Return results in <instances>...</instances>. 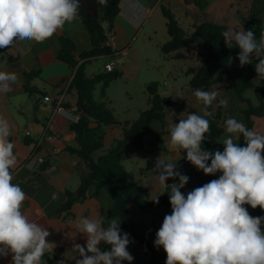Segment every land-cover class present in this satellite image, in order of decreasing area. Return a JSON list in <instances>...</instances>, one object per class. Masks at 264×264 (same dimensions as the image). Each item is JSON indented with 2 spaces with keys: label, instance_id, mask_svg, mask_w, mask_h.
I'll list each match as a JSON object with an SVG mask.
<instances>
[{
  "label": "clouds",
  "instance_id": "obj_1",
  "mask_svg": "<svg viewBox=\"0 0 264 264\" xmlns=\"http://www.w3.org/2000/svg\"><path fill=\"white\" fill-rule=\"evenodd\" d=\"M79 8L80 0H0V49L11 51L17 41L50 39L78 18ZM222 36L226 47L235 44L239 49L240 66L254 64L256 78L264 80V32L257 39L252 29L229 28ZM17 80L16 73L0 71V92L12 91ZM194 95L204 105L203 115L191 112L175 123L169 146L186 152L184 158L205 175H220L185 194L181 189L189 177L178 170L177 162L157 156L152 171L159 184L170 189L171 213L164 216L154 245L166 253L165 264H264V216L254 217L245 207L264 211V135L228 118L223 151L206 150L207 117L213 115L208 108L219 93L197 88ZM226 103L219 100L221 106ZM10 135L9 122L0 116V257L11 255L10 264H46L42 257L53 246L47 239L50 232L22 211L27 197L13 183L17 157ZM233 136H242L243 146ZM169 179L178 183H166ZM153 202L158 204L159 196ZM120 225L118 217H81L77 229L86 243L73 242L79 253L75 264H131V241ZM101 243L108 248L102 249Z\"/></svg>",
  "mask_w": 264,
  "mask_h": 264
},
{
  "label": "crops",
  "instance_id": "obj_2",
  "mask_svg": "<svg viewBox=\"0 0 264 264\" xmlns=\"http://www.w3.org/2000/svg\"><path fill=\"white\" fill-rule=\"evenodd\" d=\"M124 2L125 6L120 9L112 28L116 42V48L113 49L115 59L107 61L105 65L114 63V67L119 65L122 72H127L138 70L143 60L147 58L136 50L135 43L138 40L145 42L147 38L151 40L152 35L156 33L155 24L158 22L166 24L161 5L169 6L176 14L179 25L183 21L188 26L190 33L193 26L200 22L222 24L226 25L228 29L234 30L245 29L244 21L248 16L251 0H231L229 8L221 7L214 11H208L206 3L203 8H199L187 0H124ZM144 9L150 10L147 17L144 15ZM134 17L143 20V23L138 26V23L133 20ZM63 38H68L73 42L76 59L91 50V36L79 17L71 23H66L62 30L42 43L24 40L17 41L11 51L0 49V71L16 73L18 76L17 82L11 85L12 91L0 92V116L9 122L11 135L8 139L14 143V153L17 157V165L13 170V183L19 184L26 193L27 198L22 211L30 220L43 224L50 232L47 239L53 246L42 257L46 264H58L61 260L64 261V264H75L79 253L72 248L73 242L81 245L86 243V238L78 232V220L81 217L99 218L103 212L110 213L112 210L108 194L101 190L95 195H88L83 201L75 203L70 214L60 211L66 202L67 192L77 191L80 186V174L86 170L85 165L67 150L77 145L75 133L70 130L71 121L65 115H54L55 102L45 103L43 99L45 96H50L56 101L58 97H61L64 109L70 111L76 107V94L69 90L75 70L58 59ZM148 61L150 63L149 59ZM105 65L103 69L104 72H107ZM33 70L39 73L32 81V87L37 89L38 93L29 95L24 89V73ZM255 75L256 72L254 77ZM210 91L219 93L218 102L228 95L231 102L234 103L233 105L236 106L235 114L239 116L238 121L244 123L241 111L246 108V105L238 99L230 81L226 80L212 86ZM191 92L194 94L192 89ZM247 98L256 103V100H253L251 96H247ZM132 121L134 120L129 122ZM27 131L30 132L29 136L26 135ZM254 131L264 135V117L255 119ZM226 134L228 133L224 132L223 136ZM48 135H54L56 139L49 140ZM121 138V127L107 128L103 153L112 146L114 141ZM233 139L239 143L235 136ZM218 142H215V147L218 150H223V144ZM33 153L46 159L49 164L46 170H43L42 167L32 170L26 165ZM188 165L189 170L193 171L195 179L189 180L181 189L186 193L196 185V175L203 174L190 163ZM142 175L144 177L140 179L148 188L151 198L161 196L165 188L160 184H149L144 180L146 173L143 172ZM166 183H178V180L175 182L168 180ZM128 212L136 224L137 233L158 252L164 253L162 247L157 248L154 245V240L164 216L170 214V211L161 206L152 214H143L136 205L132 204L128 207ZM262 231H264V227H262ZM128 251L134 257L131 264H136L135 260L137 261L141 255H147L137 246L128 248ZM10 261L11 255L0 257V264H10Z\"/></svg>",
  "mask_w": 264,
  "mask_h": 264
},
{
  "label": "trees",
  "instance_id": "obj_3",
  "mask_svg": "<svg viewBox=\"0 0 264 264\" xmlns=\"http://www.w3.org/2000/svg\"><path fill=\"white\" fill-rule=\"evenodd\" d=\"M121 0H80L78 17L87 28L91 36V50L81 55L78 59L74 56L75 46L68 38L61 39V51L58 59L75 70L74 77L70 83L69 90L76 94V108L79 116L77 121L70 123V130L75 133L76 147H71L68 152L75 155L85 165L86 170L80 174V186L76 192H67L66 202L61 207V212L70 214L72 206L93 196L96 192L104 190L112 203L110 213L103 212L101 217L106 220L118 217L121 221L122 233H128L130 244L141 246L149 255V264H165L166 253L158 252L145 238L140 236L136 230V224L130 218L128 207L136 205L141 213L152 214L161 206L171 211L169 195L165 189L159 196V203L156 204L151 198L150 192L143 182L137 179L133 172L127 170L123 165V159L133 151H140L145 148L144 137L153 130L155 123H158L164 131L166 118L169 109L178 106L185 111V104L180 99L164 97L159 93V84L151 82L146 87L147 93L152 98L151 107L140 112L138 118L132 122H121L105 100L106 90L114 80L121 77V72H101L89 77L87 66L99 58H112L115 53L107 45V31H112L113 23L119 14ZM193 2L197 7L203 8L205 3L202 0H187ZM161 11L166 21L168 40L160 46V51L166 59L176 61L194 62L198 66L190 65L186 76L190 77L189 87L193 93L197 88L210 91L212 86L223 81H230L238 99L246 108L241 111L245 125L254 130L255 119L264 117V80L261 86L255 91L254 103L245 94L255 88L253 81L254 64L240 66L237 59L239 49L233 44L232 48L225 46L222 33L228 30L226 25L213 22H200L195 24L190 33L180 27L176 14L169 6L161 5ZM107 23L108 30L104 28ZM245 30L252 29L259 39L264 32V0H251L248 16L244 21ZM197 49L196 55L190 57L186 54L188 48ZM39 75L36 70L24 73V89L29 95L37 94L38 91L32 87V81ZM102 85L101 99H97L96 89ZM213 115L207 117L210 121V131L206 134L203 147L206 150L215 151V140L221 138L225 132L223 125L224 109L219 105L217 109L213 104L208 108ZM121 127L122 138L114 141L112 146L104 153L99 152L104 148L106 128ZM243 146V137L239 139ZM223 151V150H220ZM49 167L47 162L42 166L43 170ZM216 175L197 174V183L191 190L203 184L217 179ZM187 194L186 192H184ZM252 216H264V211L259 207L252 209L245 205ZM105 226L106 223H105ZM102 249L108 246L101 243ZM122 264H128L127 261Z\"/></svg>",
  "mask_w": 264,
  "mask_h": 264
},
{
  "label": "rangeland",
  "instance_id": "obj_4",
  "mask_svg": "<svg viewBox=\"0 0 264 264\" xmlns=\"http://www.w3.org/2000/svg\"><path fill=\"white\" fill-rule=\"evenodd\" d=\"M203 3L208 5V11H214L218 8H229L231 0H202ZM164 19V18H163ZM180 26L189 33L188 26L181 21ZM156 33L152 35L151 40L147 38L145 42L138 40L134 47L137 51L144 54L147 58L143 60L139 69L133 71L122 72L119 65L115 66V70L121 72V77L111 82L106 90L105 100L109 103L110 108L118 119L136 120L142 111L148 110L152 105V98L147 93L146 87L151 82L159 84V93L164 97H173L180 99L186 107L185 111L179 109L178 106H173L169 109V114L166 118V127L164 131L158 123H155L153 130L147 133L144 137L145 148L140 151H133L123 159V165L127 170L134 173L135 177L139 180L143 178V172L146 173V180L149 184H159L156 179V174L152 171L155 167V160L157 156H167L170 161L177 162V168L183 174L189 177V180L195 179L193 171L189 170L186 152L182 150H175L169 146L170 129L180 119H186L187 115L195 112L203 115L204 105L197 100L192 94L189 87L190 77L186 76L187 69L190 65L198 66L194 62L189 61H176L166 59L160 51V46L163 45L169 38L167 35L166 25L155 24ZM197 49L194 47L188 48L186 54L190 57L196 55ZM113 58H100L94 60L87 66V74L89 76L97 75L104 72V65ZM150 60V63L148 61ZM136 64L134 63V66ZM253 81L256 87L248 91L245 95L251 96L255 100V91L261 86V79L256 78ZM102 85H98L96 89L97 99H101ZM182 93V97L179 95ZM246 96V97H247ZM224 100L227 101L224 108L223 125L226 119L235 118L238 121L239 116L235 114L236 106L231 102L228 95H225ZM215 109L219 107L217 99L213 102ZM226 114V115H225ZM225 127V125H224ZM107 133V128H106ZM259 133V132H258ZM226 134L221 138L215 140L218 143H223V140L228 136ZM108 145V142L106 143ZM103 150L99 152V155ZM195 172V171H194ZM172 182L176 180L169 179ZM178 180V179H177ZM191 190V189H190ZM171 213V211H170ZM142 251L146 250L141 246H137ZM136 264H149V255H141L136 261Z\"/></svg>",
  "mask_w": 264,
  "mask_h": 264
},
{
  "label": "built area",
  "instance_id": "obj_5",
  "mask_svg": "<svg viewBox=\"0 0 264 264\" xmlns=\"http://www.w3.org/2000/svg\"><path fill=\"white\" fill-rule=\"evenodd\" d=\"M125 6V2L124 0L120 1V5L119 8L123 9ZM150 14V10L148 9H144V15L147 17ZM133 20H135V22L138 23V26H140L143 23V20L138 19L137 17H134ZM107 45H109L112 50L116 48V42H115V33L113 31H107ZM115 69L114 67V63H108L105 65V70L107 72H112ZM44 102L45 103H54V108H53V114H60V115H65L69 121L74 122L77 121L79 116L77 114V108L74 107L72 108L70 111L66 110L63 108L62 106V98L58 97L56 101H54L50 96H45L44 98ZM50 125V123H49ZM26 135L29 136L30 132L27 131ZM48 139L49 140H55L56 137L54 135H48ZM46 162V159L43 156H39L36 153L31 154V156L29 157V159L26 162V165L28 167H30L32 170H38L39 168H41L44 163Z\"/></svg>",
  "mask_w": 264,
  "mask_h": 264
},
{
  "label": "water",
  "instance_id": "obj_6",
  "mask_svg": "<svg viewBox=\"0 0 264 264\" xmlns=\"http://www.w3.org/2000/svg\"><path fill=\"white\" fill-rule=\"evenodd\" d=\"M104 28H105L106 30H108V25H107V23H104Z\"/></svg>",
  "mask_w": 264,
  "mask_h": 264
}]
</instances>
